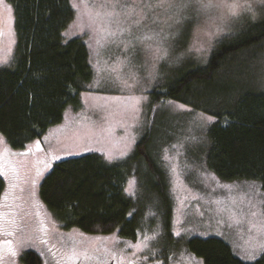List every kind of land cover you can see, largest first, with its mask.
<instances>
[{"label":"rangeland","instance_id":"rangeland-1","mask_svg":"<svg viewBox=\"0 0 264 264\" xmlns=\"http://www.w3.org/2000/svg\"><path fill=\"white\" fill-rule=\"evenodd\" d=\"M127 2L133 3L134 0H127ZM250 2L257 12L256 17L243 15L227 25H220L225 30L214 35L210 44L209 37L205 33L215 32L217 25L212 20H206L204 17L197 18L195 13L189 10L187 19H181L180 23H175V18L168 19L175 13L174 8L167 12L159 8L153 9L148 13V18L144 21L143 26L133 28V32L136 35H141L147 30L159 32L163 48H166L168 53L163 59L146 54L140 45H137L134 53L131 49L125 51L124 44L117 46L113 43L101 47L97 45V37L90 32L80 33L76 28L71 31L66 30L68 35H64V40L82 38L87 45L90 55L89 63L94 75L90 84L92 87L88 85L87 91L81 94L80 106L77 109L66 108L62 122L51 127L43 135L39 141L40 151L33 149V152L29 153L27 157H17V159L26 160L30 170L28 173L29 183L22 185L25 189L23 193H20L19 188L10 189L9 181L0 176L4 182L1 200H3L5 192L8 191L10 196L6 203L23 204V208L15 209L20 228L12 236L0 233V243L4 240L13 241L17 255L14 258L6 256L3 261H0V264H22L21 256L25 252H33L38 255L41 264H97L96 259L85 260L83 257L74 261L66 260L64 255L71 248L70 237L77 242L82 241L79 244L81 250H91L98 246L107 248L108 254L99 253L101 264H107L113 257L115 264H121V257H123L124 264L133 259L135 264H201L200 259L189 254L183 248V245L193 238L219 239L226 243L233 255L244 263H254L264 255V253H258L253 259H242L241 257L251 251L257 243L254 234L250 238L246 226L244 229L228 227L229 210L238 211L243 208L245 212L248 211L247 199L241 203V197H251L254 201L255 199L264 200V190L257 181L226 182L220 180L209 170L207 132L211 124L216 121L215 117L194 110L187 105H184L185 110H179L176 105L183 104L175 101H172L171 105L168 103L171 100L156 102L152 95L156 88L166 85V79L182 66L188 68L192 64H197L199 67L207 65L216 45L223 39L235 37L243 31V34L247 35L251 29L250 26L257 22H264V4L259 3V0H250ZM5 3L10 6L6 0ZM70 6L72 7V0H70ZM75 16L74 12L73 20ZM0 20L4 22L3 36L0 37V59L8 60V63L0 65V69H2L10 65L16 44L13 9L9 25V14L0 5ZM113 27L115 28L116 25L114 24ZM165 36L167 39H164ZM127 38L126 34L125 40ZM201 47H203V51H197ZM190 48L191 51H189ZM160 55L163 53L161 52ZM121 62H123L122 65ZM110 66L122 67L121 80H127L128 84L132 86L125 87L123 83L114 82L105 71ZM97 81H99L98 84ZM245 85H251L253 89L264 92V42L233 57L228 64L220 69L215 81L216 92ZM126 95L146 97L141 101L138 113H129L123 119L120 116L111 118L105 126H110L113 131L104 133L102 138L84 136L85 129L80 126L82 116L86 113L94 120L99 119L97 114L89 110L91 106L106 103L102 99L103 97ZM217 99L218 97L215 98V100ZM206 107L210 108L212 104L209 103ZM66 112L68 113L67 121ZM208 117L212 118L210 122ZM227 123L228 121L224 120L223 124ZM76 134H79L82 139H77ZM144 137H149V141L143 149H138V154L143 158H148L145 151L151 154L152 158L149 157V159L153 162H150L162 171L168 187L171 203V235L175 246H178L177 249L170 251L169 258L165 257L164 260L160 254L166 243V233L161 229V223L158 221L151 222V224L149 221L143 222L142 230L138 231L133 240L121 238L118 232L93 236L77 230L62 231L54 226L39 198V186L54 164L87 154L102 155V152L105 151H111L113 155L119 156L122 150H127V155L113 163L126 161L135 151L137 143ZM193 137L195 139H192ZM180 143H183L181 151L184 154L177 156V149L172 148V145ZM34 144L35 142L30 145ZM5 147H7L6 143L0 144V150ZM165 149H169L170 156L176 157L174 162L179 165L182 173L176 183L175 191L170 183L166 161L163 160ZM56 156L59 158H55ZM43 162H47L50 166L45 168ZM38 168L42 170V174L36 177ZM212 175L216 177L215 180L211 178ZM31 178L36 179L34 189L30 183ZM129 180L136 181V195L129 196L125 191L124 193L135 201L137 196L140 198V185L133 175L127 179L123 190L127 187ZM223 185H233V188L228 191ZM257 190H259L258 194ZM33 191L34 197L31 195ZM11 195H23L24 200L12 201ZM141 202L143 204L144 199ZM39 205L43 207H39ZM0 212H9V209L0 207ZM41 221L47 229L46 233L38 230ZM153 231L158 232L156 240L150 241L147 249L137 252L133 257L134 250L126 248L124 242L130 241L135 244L138 240H142L144 234L152 235ZM176 232H179L180 235H175ZM113 235L119 243H114L111 240L95 241L92 239L98 236L110 237Z\"/></svg>","mask_w":264,"mask_h":264},{"label":"trees","instance_id":"trees-1","mask_svg":"<svg viewBox=\"0 0 264 264\" xmlns=\"http://www.w3.org/2000/svg\"><path fill=\"white\" fill-rule=\"evenodd\" d=\"M6 1L13 9L16 44L10 65L0 69V135L8 149L20 153L60 124L66 108L80 106L94 75L82 38L64 40L74 18L70 0ZM250 28L248 36L243 31L217 44L204 67L192 64L174 71L152 95L156 102L171 100L214 116L207 132L209 170L226 182L257 181L264 190V92L251 85L215 89L220 69L264 42V22ZM148 139L142 138L126 161L108 163L101 154H87L54 164L39 186L40 201L54 226L93 236L118 232L133 240L143 222L158 221L166 233L160 254L169 258L178 246L171 235L168 187L151 154H138ZM133 175L140 185L135 201L123 190ZM3 190L0 178V200ZM183 248L202 264H249L219 239L193 238ZM21 262L41 264L33 252H25ZM250 264H264V255Z\"/></svg>","mask_w":264,"mask_h":264},{"label":"snow or ice","instance_id":"snow-or-ice-1","mask_svg":"<svg viewBox=\"0 0 264 264\" xmlns=\"http://www.w3.org/2000/svg\"><path fill=\"white\" fill-rule=\"evenodd\" d=\"M259 3L264 4V0H259ZM2 5L9 14V25L12 20V8L5 3V0H0ZM162 9L165 12L170 9H175L173 16H169L168 19H174L175 23H180L181 19H187V12L193 11L197 18L204 17L206 20H212L215 27V32H207L205 35L209 37V44L211 38L214 35L220 34L225 28L220 25H227L229 22L239 19L243 15H251L253 18L256 17L257 12L255 11L250 0H134L133 3H128L127 0H72V9L76 16L72 24L69 25L68 31L73 28L79 30L80 33L85 31L92 33L97 37V45L105 46L108 44H124L125 51L131 49L133 53L137 45L143 47L146 54H152L158 59H163L167 56V49L163 48V41L160 38V33L152 30H147L141 35H136L133 32V28H141L144 21L148 18V13L153 9ZM3 21L0 20V37L3 36ZM116 25L114 28L113 25ZM11 30V29H10ZM68 31L64 32L63 35L67 36ZM127 34V40L125 35ZM178 34V33H177ZM14 35V33H13ZM167 39V36L164 37ZM14 42V41H13ZM192 49L190 48L189 51ZM197 51H203V47L197 49ZM163 55H160V53ZM8 63L6 59H0V65ZM123 62H121V65ZM109 74V77L116 83H123L125 87H131L127 80H121L122 67L110 66L105 69ZM99 81H97V84ZM89 87H92L89 85ZM106 103L97 104L91 106L89 109L94 114L99 116L98 120H94L91 116L86 113L82 116L80 126L85 129L84 136L91 138L92 136L101 137L106 132H111L113 129L105 125L108 124L111 118L120 116L122 119L129 113H138L139 105L142 100L146 99L143 96L126 95V96H112L103 97ZM170 105L172 101L168 102ZM87 107V106H86ZM179 110H185L184 105H176ZM190 111V110H189ZM68 113H65L67 121ZM202 116V114H201ZM209 122L211 117L207 118ZM77 139H82L79 134H76ZM47 139V137H45ZM192 139H195L194 137ZM5 139L0 135V144H5ZM127 148V146H126ZM172 148L177 149V156H182L184 153L181 151L183 143L174 144ZM33 149L40 151V142L36 141L34 145H28L26 150L20 153H14L7 147L0 150V176L4 177L6 181H9V187L12 190L19 188L20 193L25 191L22 185L29 183V169L27 167L26 160L17 159V157H27L29 153L33 152ZM91 151L92 149H88ZM169 149L164 150L163 160L166 161V166L169 170L170 183L173 185V191H175L176 183L181 176L180 167L175 163L176 157L170 156ZM71 154V153H69ZM51 155V154H50ZM104 159L108 163H113L115 160L123 158L127 155V150H122L119 156L113 155L111 151L102 152ZM55 158H59L56 156ZM45 168L50 165L47 162H43ZM188 167V165H185ZM42 174L41 169H36V177ZM213 180L216 179L214 175L211 176ZM30 183L32 189L35 188L36 179L31 178ZM223 187L231 191L233 185H223ZM125 193L129 196H135L137 192L136 181L129 180L127 187L124 188ZM257 190V194H258ZM34 197V191L31 192ZM10 196V192L6 191L3 200H0V207H7L9 212H0V233L5 236H12L16 230L20 228V224L17 220L16 208H23V204L6 203ZM12 201H23V195H11ZM247 199L248 211L245 212L243 208L238 211L229 210V223L228 227H236L238 229L247 228V232L250 238L254 234V238L257 241L254 248L251 251L246 252L241 258L250 260L255 258L258 253H264V200L255 199L251 197L242 196L241 203ZM235 203V201H233ZM36 206V205H34ZM39 207H43L39 205ZM39 215V213H37ZM42 233H46L47 229L44 227L43 221L40 223L38 229ZM83 235V234H81ZM175 235L179 236L180 233L176 232ZM158 232L153 231L152 235L144 234L142 240H138L137 243L133 244L130 241H126V248L133 249V257L137 252H142L144 249L149 247V242L156 240ZM95 241H113L119 243L115 235L110 237H94ZM71 243L70 251L64 255L66 260L74 261L83 257L85 260L96 259L97 264H101L99 260V253H109L107 248L95 247L91 250H81L77 242L69 238ZM45 242V241H42ZM17 255L16 247L13 241L4 240L0 243V261H3L6 256L15 257ZM121 264H124L123 257H121ZM127 264H135V260H129ZM202 264V262H201Z\"/></svg>","mask_w":264,"mask_h":264},{"label":"flooded vegetation","instance_id":"flooded-vegetation-1","mask_svg":"<svg viewBox=\"0 0 264 264\" xmlns=\"http://www.w3.org/2000/svg\"><path fill=\"white\" fill-rule=\"evenodd\" d=\"M115 258H116V257H115ZM75 264H78V263H75ZM107 264H115V259H114V257L111 258V260L108 261Z\"/></svg>","mask_w":264,"mask_h":264}]
</instances>
